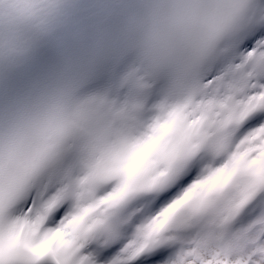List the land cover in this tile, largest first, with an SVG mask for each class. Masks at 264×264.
<instances>
[{
	"label": "snow or ice",
	"instance_id": "6c2138e0",
	"mask_svg": "<svg viewBox=\"0 0 264 264\" xmlns=\"http://www.w3.org/2000/svg\"><path fill=\"white\" fill-rule=\"evenodd\" d=\"M0 264H264V0H0Z\"/></svg>",
	"mask_w": 264,
	"mask_h": 264
}]
</instances>
